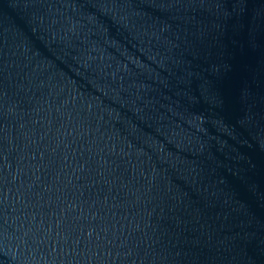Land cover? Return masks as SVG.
I'll use <instances>...</instances> for the list:
<instances>
[{
	"label": "water",
	"instance_id": "95a60500",
	"mask_svg": "<svg viewBox=\"0 0 264 264\" xmlns=\"http://www.w3.org/2000/svg\"><path fill=\"white\" fill-rule=\"evenodd\" d=\"M264 0H0V264H219Z\"/></svg>",
	"mask_w": 264,
	"mask_h": 264
}]
</instances>
